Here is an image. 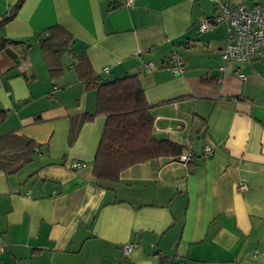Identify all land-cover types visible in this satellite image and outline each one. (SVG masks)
<instances>
[{
    "label": "crops",
    "instance_id": "crops-1",
    "mask_svg": "<svg viewBox=\"0 0 264 264\" xmlns=\"http://www.w3.org/2000/svg\"><path fill=\"white\" fill-rule=\"evenodd\" d=\"M18 1L0 0V19ZM214 15L212 0H24L0 32L26 43L3 63L29 58L0 68V264H264V61L223 63L227 27L199 32ZM55 25L73 42L51 79L37 40ZM173 52L186 66L178 76L165 68ZM79 55L85 78L74 68ZM130 75L154 106L153 137L184 147L190 164L159 158L117 183L96 182L105 117L81 124L71 143L70 119L94 113L88 83ZM28 140L36 147L25 162ZM122 244L133 246L128 256Z\"/></svg>",
    "mask_w": 264,
    "mask_h": 264
},
{
    "label": "trees",
    "instance_id": "trees-1",
    "mask_svg": "<svg viewBox=\"0 0 264 264\" xmlns=\"http://www.w3.org/2000/svg\"><path fill=\"white\" fill-rule=\"evenodd\" d=\"M23 2L24 0H19L0 19V32L6 23L15 18ZM72 42V36L59 25L50 27L38 38L37 47L43 56L51 79H58L64 72L62 58L66 53H71ZM25 45L24 42L4 39L0 34V68H5V72H10L28 65L27 52L18 61L12 60L10 65L3 63V57L10 48ZM26 48L28 51L30 47L26 46ZM76 58L78 62L74 68L79 75H82L81 77L85 78L87 64L83 55ZM18 73L25 77L24 73ZM86 88L95 92V111L93 114L85 113L70 119L68 141L71 143L75 139L81 124L91 122L99 115L105 117V124L92 162L94 181L117 183L121 173L135 165L159 158L176 160L183 154L184 147L168 140H156L153 137L151 110L154 106L149 105L145 100L137 75L105 83H88ZM6 118V112L0 110V124ZM35 147L33 141H26L27 158L25 162L31 160ZM160 264H168V262L161 260Z\"/></svg>",
    "mask_w": 264,
    "mask_h": 264
},
{
    "label": "built area",
    "instance_id": "built-area-1",
    "mask_svg": "<svg viewBox=\"0 0 264 264\" xmlns=\"http://www.w3.org/2000/svg\"><path fill=\"white\" fill-rule=\"evenodd\" d=\"M134 0H122L124 6L132 5ZM215 6L213 21L203 20L199 24V32H207L213 24L224 23L227 27V37L224 48L220 51V59L223 63H235L238 65L252 63L254 61H264V6L249 7L246 3L232 5L228 0H212ZM166 70L172 75H180L185 71V62L178 53H171L166 60ZM147 73L153 70L150 64L144 65ZM224 71L223 67L219 68ZM107 74L108 70L105 69ZM237 78L245 81L246 77L239 73ZM212 148L206 146L203 150L205 157L211 155ZM175 161L188 165L190 154L184 153ZM72 169L84 167L83 164L72 162ZM243 183L239 184L238 191L245 190ZM4 243L0 237V252L3 250ZM131 244L120 245L123 256H128L132 250Z\"/></svg>",
    "mask_w": 264,
    "mask_h": 264
},
{
    "label": "rangeland",
    "instance_id": "rangeland-1",
    "mask_svg": "<svg viewBox=\"0 0 264 264\" xmlns=\"http://www.w3.org/2000/svg\"><path fill=\"white\" fill-rule=\"evenodd\" d=\"M219 25H223V26H226L224 23H222V24H219ZM66 61V60H65ZM67 62V61H66ZM67 63H65V65H66Z\"/></svg>",
    "mask_w": 264,
    "mask_h": 264
}]
</instances>
